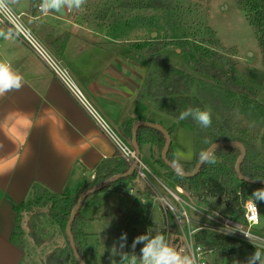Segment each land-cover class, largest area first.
<instances>
[{"label": "crops", "instance_id": "obj_1", "mask_svg": "<svg viewBox=\"0 0 264 264\" xmlns=\"http://www.w3.org/2000/svg\"><path fill=\"white\" fill-rule=\"evenodd\" d=\"M33 1L16 0L13 5L25 15L30 26L33 24V30L53 55L60 58L93 110L123 141L132 146L133 138L131 142L126 141L123 132L132 121L133 127L144 122L167 132L174 124V132L184 124L171 121L169 116L157 111L151 98L141 97L156 59L136 54L128 44L146 41L144 37L123 38L124 23L114 27L100 23L94 30L93 25L72 17L71 9L66 6L68 14L62 18L47 8L46 0H37L39 4L33 10ZM40 7L44 9L40 10ZM64 36H68V40L62 48L58 40ZM111 47L113 52L105 49ZM90 50L92 53L94 50L109 52V56H91ZM0 62L10 64L12 70L23 77L19 90L0 94V264H35L32 257L38 247L29 233H25L20 246L11 241L17 223L15 207L34 198L33 186L76 198L82 188L95 179L96 168L110 164L118 151L95 118L53 75L46 63L10 28L3 26H0ZM170 137L175 157L180 162H191L194 157L184 159L174 147L173 134ZM147 147L154 146H145L140 155ZM151 169L150 173L158 181L163 180L154 164ZM137 179L125 191L127 199L123 204L120 202L123 207L131 199L132 206H146L147 190L145 185L134 186ZM115 195L119 201H122L120 196L125 197L120 193L112 194ZM100 203L98 198L94 202L88 201L82 211L89 264L92 254L94 264H102L96 262L93 253L97 245L103 248L98 240L102 232L92 231L96 222L109 216L94 212ZM144 210L139 214L153 219L151 211L146 207ZM129 211L126 205L125 210L121 208L113 213L120 214L121 219L117 220L120 226Z\"/></svg>", "mask_w": 264, "mask_h": 264}, {"label": "trees", "instance_id": "obj_2", "mask_svg": "<svg viewBox=\"0 0 264 264\" xmlns=\"http://www.w3.org/2000/svg\"><path fill=\"white\" fill-rule=\"evenodd\" d=\"M13 2H16V0H13ZM235 3L239 10L244 13L254 34H256L260 53H262V67L264 70V0H235ZM38 4L37 0L33 1V10ZM174 4V0H141L135 4L130 1L120 3V0H110V2L101 0L94 10L100 12L101 22L106 23L109 16L110 18L116 17L114 9L140 8L167 11V9L175 8ZM86 9L87 7H82L79 10L71 8V15L78 18L81 15V10L85 13ZM170 17L173 19L171 15ZM176 20H173L175 22L173 25H177ZM208 32L214 39L213 44L224 51L226 46L216 39L214 31L208 29ZM173 35V37H167L163 40L156 39L130 42L128 44V47L136 54L153 60L159 58L168 49H172L177 55L199 54L206 61L201 63L192 62L190 64L192 67L191 72L182 71L171 65L163 66L164 68L159 72L150 71L142 88L141 97L151 98L157 111L172 117L178 122L189 125L194 130V147L196 151L193 160L189 163L180 162L174 155L171 143L167 156L168 161L181 166L184 168L185 173L189 174L196 169L197 163L201 160L200 153L202 151H208L210 146L218 143H238L246 148V156L240 164L242 177L245 180L264 182V102L262 103L259 100V91L242 78L237 70L238 62L234 58L219 57L218 52L210 50L204 43L193 42L189 37H175L176 33ZM67 40L68 36L61 37L58 44L64 48ZM232 52L233 57L238 56L236 49ZM225 58H227V64L223 63ZM188 107L210 110L212 113L211 126L201 128L191 118L179 120L180 111ZM133 125L134 122L132 121L123 130L128 142H131L133 138ZM174 129L175 124L168 130L169 135L174 133ZM165 143L166 139L161 131L143 126L137 129V144L141 152L147 145L154 146L161 152ZM212 155L215 157V163L205 162L198 174L190 178L175 173L172 168L166 166L162 158L155 160L153 163L163 169L164 174H162V177L166 178L170 184L185 189L192 197L204 204H207L210 198L216 199L217 204L225 206L227 210L229 209L232 212L234 220L244 221V207L247 201L256 199L253 193L259 189H264V186L239 180L235 167L241 157L239 148L233 146L219 148ZM96 170L95 179L86 184L76 198L56 195L47 189L33 186L34 201L32 204L48 209V217L56 227L62 229L66 238L64 245L59 246L57 250L45 257L44 264H79L74 254V247L84 264H89L84 246L87 236L84 229L79 227V221L82 207L92 196H89L82 203L77 218L72 225L74 247L71 246L66 233L72 212L83 194L114 179L117 175L129 173L131 165L123 159L118 151L110 164L99 165ZM135 178H137V173L134 171L131 177L117 180L98 193L113 189L117 193L123 194L121 192L128 191ZM259 195L261 193H257V196ZM258 201L257 199L256 204ZM132 207L127 214L123 229V233L127 234V240L124 247L119 249L120 252L128 254L129 260L121 262L122 257L120 254L113 256L110 245L107 247V254L114 264H126L131 261L133 255L138 258L142 256L143 243H137L135 248L132 247V243L137 236L144 235L136 230V225L142 222L143 217H141V214L136 213L137 207L135 204ZM25 208V204L15 207L17 223L11 241L16 246L21 244L23 233L19 228L18 220ZM171 222L174 225L173 217L168 215L167 223L169 227L172 226ZM173 228L176 232L180 231L177 226H173ZM30 229L36 247L40 248L44 241L37 233L39 228H37L36 223L32 224ZM170 229L172 230V227ZM163 235L166 238V233ZM194 240L206 252L212 251L220 261L231 256L242 255L248 251L254 253L256 250L252 244H247L231 236L228 237L208 229L197 231ZM261 251H264V249H261Z\"/></svg>", "mask_w": 264, "mask_h": 264}, {"label": "rangeland", "instance_id": "obj_3", "mask_svg": "<svg viewBox=\"0 0 264 264\" xmlns=\"http://www.w3.org/2000/svg\"><path fill=\"white\" fill-rule=\"evenodd\" d=\"M103 1L106 2V0ZM107 1L110 2V0ZM124 1H130L131 3L135 4L141 0H120V3H123ZM100 2L101 0H85V3L81 6V8L87 7L86 12L84 13L81 10L80 17H75V19L82 22L83 24H89V26L93 25V28H91L96 30L97 25L102 23L101 16L99 15L100 12L94 10ZM9 3L12 5L15 11L18 10L17 7L13 5L15 3L13 0H9ZM174 3L175 8L169 10L167 9V11H157L151 9L147 10L140 8L114 9L113 11L116 17L110 18L109 16V20L106 21V23L104 22V24H112L111 26H113L117 23H124L126 30L125 35L122 37L126 39L137 38L140 37L138 35H141L146 41L156 39L163 40L167 37H173V34L176 33L175 37H189L193 42H197L199 44L204 43L210 50L218 52L219 57L225 56L229 59L234 58V60L238 62V72L242 78L252 84V86H254L256 90L259 91V100L263 103L264 70L262 67V53H260L256 34H254V31L249 25L244 13L241 12L237 7L235 0H174ZM170 15L173 17V19L170 17ZM174 19H177V25H173L175 24L173 21ZM171 21L173 22L171 23ZM31 25L32 26H29L33 30L34 26L33 24ZM208 29L214 31L216 39L226 46L224 51L218 49L213 44L214 39H212L211 35H209ZM140 30H142V32H139ZM33 32L38 36L36 31L33 30ZM110 33L113 34L112 31H110ZM110 33L108 38L111 36ZM112 36L114 37L115 35ZM105 49L107 51L109 50L110 52H113V47H111V49ZM235 49L238 51L237 57H233L232 50ZM89 54H91V56H109V52H101L97 50H94L93 53L92 50H90ZM227 58L224 59V64H227ZM192 62L201 63L206 61L196 53H190L183 56L177 55L174 51H172V49H168V51L164 52L158 59L155 60L154 64L150 68V71L159 72L164 68L163 66L171 65L182 71L191 72L192 67L190 64ZM167 118H170L171 121L173 120V118L170 116ZM164 124L166 125V123ZM176 130L177 131L173 133L174 147L178 149L184 159L188 160L189 158L194 157L196 151L194 147V131H192L187 124H182ZM144 150L145 152L140 155V158L149 172H147V179L144 178L145 180L137 175L138 179L135 178L137 181L134 186L145 185L147 190L145 193L147 194L145 207L147 211H151L153 219H151V217L149 219L148 217L141 214V217H143L144 221L142 220L139 225H136V230L143 234L149 233L150 235H163L166 233L165 240L170 247L175 248L177 251H181L182 254H189V247L186 241L189 238L187 236L190 232L193 236H195L197 231L201 230L202 228H213L214 225H219V222L222 218H232V212L229 209L227 210L225 206L217 204L216 199L210 198L208 203L204 204L192 197L185 189L174 187L173 184H170L166 178L162 177V174H164L163 169L158 165H154L159 170L161 179H163L161 181L163 183L158 181L155 176L150 173L152 170L151 164H154L153 162L155 160L162 158L164 150L160 152L155 147H147ZM156 177L158 176L156 175ZM170 185L172 186L170 187ZM155 187L162 193L168 204L158 199L155 194ZM166 187L171 192L168 191ZM115 193L117 192L111 189L108 192L96 193L87 200V202H94L97 198L100 199L101 203L99 207H96L94 212L96 214L103 213L109 215L105 220H102V222H96V224L92 226V228L95 227L94 230L91 229L92 231H99L100 233L102 232V237H99L100 239L98 240L101 241L99 245H102L103 248L111 245L112 248L113 246H116L118 249H120V237L122 234H124L123 229L125 227V222L120 226L119 222L117 221L118 219H121L120 214L115 213L116 215H114L113 213L117 211V209L123 208L125 210L126 205L130 210L133 208L132 203L134 202L132 199L129 204H126L124 207L122 206L124 201L127 199L126 192H121L123 195H125L123 198L120 196L122 201H119L116 195L112 196V194ZM173 194H176L181 199L182 202L180 205L174 198L175 196ZM258 200L259 201L257 204L261 210L260 224L252 227L244 221H241V223L244 224V231L249 232L252 235L250 237L251 241L258 245H263L264 199ZM33 201L34 199L32 198L31 201L25 203L26 208L18 220V225L21 232L23 233L21 238V240H23L25 233H29L31 235V224L36 223L37 228H39L37 233L43 239L44 243L40 246V248L38 247L37 253L32 257V259L35 264H44L43 260L45 257L51 252L57 250L59 246L64 245L66 243V238L62 229L56 227L48 217V209L41 206H35L32 204ZM120 202H122V204H120ZM259 202H261V204H259ZM83 207L82 211L84 209ZM139 207L137 205L136 213L139 214L140 212H145L144 206L139 205ZM174 207L179 209L181 213L184 211L186 212L188 218L191 220L190 225L184 224V218V220L182 219V225L178 223L179 214H177L178 212H176L177 210H175ZM82 211L79 221V227L81 228H83L82 226L84 224ZM168 215L173 217L174 225H172L171 222L172 230L167 223ZM173 226H177L178 230L180 231L176 232ZM239 239L240 241L247 244H252L245 236H240ZM103 248H99L97 245L93 251V253L96 255V262L98 261L102 264H114L107 254V248ZM261 248L264 249V246ZM251 254L252 253L248 251L242 255L231 256L226 260L220 261L212 252H210L205 256V259L208 264H233V259L235 258L239 260L241 264H244L247 257ZM92 257L93 254L91 256L90 263L94 264L95 261L92 259ZM126 264H130V262ZM136 264H141L140 258L136 259Z\"/></svg>", "mask_w": 264, "mask_h": 264}, {"label": "built area", "instance_id": "obj_4", "mask_svg": "<svg viewBox=\"0 0 264 264\" xmlns=\"http://www.w3.org/2000/svg\"><path fill=\"white\" fill-rule=\"evenodd\" d=\"M43 9H44L43 7H40V10H43ZM0 26L10 28L20 39H22L32 49V51L35 54L38 55L39 58H41L46 63V65L48 66L50 71L53 73V75L57 77L64 84L67 90L73 96H75L81 102V104L87 109V111L95 118V120L98 122L102 130L106 132L110 140L115 144L117 151H119L123 159L128 164H130L131 167H134L135 172L137 173L139 177H141L142 179L144 178L147 179L146 174L149 171L148 169H146V166L141 161V158L140 157L138 158L137 151L133 148V146L128 145L126 142H124L115 132H112L110 128L108 127V125L106 124V122L104 121V119L99 115V113L93 110V108L88 103L86 97L82 94V92L76 85L72 76H70L68 70L63 66L61 60L52 54V52L46 47L44 42L41 39H39L36 33H34L33 30L30 28L28 22L25 20V15L15 11V9L9 3V0H7V5L5 9H3V14H0ZM125 148L131 150L130 154L127 157L124 155V151H123ZM155 189H156L155 194L158 197V199L167 203L162 193L156 187ZM166 189L168 190L167 187ZM173 195L175 196L174 198L177 200V202L180 205L182 201L179 198V196H177L176 194H173ZM248 202L249 201H247V203ZM246 205L244 207L245 209L244 222L248 223L252 227L259 225L260 224L259 222L261 220V210L258 204H257L258 219L256 220L252 219L253 215H256V212L253 209L248 208ZM174 209L177 210L176 212H178L177 214H179L178 223L182 225L183 224L182 219L184 218L185 219L184 224L190 225L191 220L188 218L186 212L182 211L183 213H181L179 209L175 207ZM243 226L244 224H242L238 220H234L233 218L229 217L228 219L222 218L221 221L219 222V225H214L213 228H210V229L206 228V229L213 230L222 235H225L228 237L231 236L233 238L240 240L239 239L240 236H245L240 232V231H244ZM202 229H205V228H202ZM225 230H230V231H235V232L226 234L224 232ZM247 233L249 237L252 236L249 232ZM189 234L187 236L189 238L186 241L189 247V254L194 256V258L196 259V264H208V262L205 259V256L212 251L206 252L202 246H199L195 243L194 236L192 235V233L190 234V236Z\"/></svg>", "mask_w": 264, "mask_h": 264}, {"label": "clouds", "instance_id": "obj_5", "mask_svg": "<svg viewBox=\"0 0 264 264\" xmlns=\"http://www.w3.org/2000/svg\"><path fill=\"white\" fill-rule=\"evenodd\" d=\"M85 3V0H59V5L66 6L67 8L79 9ZM7 5V0H0V14H3V9ZM23 77L14 72L11 65L8 63L0 62V94H4L13 89L19 90L22 86ZM191 118L201 128H208L212 124V113L208 109H200L188 107L179 113V120H186ZM124 155L127 157L130 154V149L125 148ZM201 162L215 163V157L207 150L200 153ZM257 193L261 195L257 196ZM256 199H253L247 203V207L253 209L256 215H253L252 219H258V208L256 204L257 199H264V189H259L253 193ZM239 231V230H238ZM226 234L233 233L235 231L225 230ZM245 235L250 242L255 246L254 253L249 255L244 264H264V251H261V247L264 245H258L253 243L247 232L240 231ZM127 240V234L124 233L120 237V249H122ZM137 243H143L141 249L142 256L140 258L141 264H196V259L191 254H182L181 251H177L175 248L170 247L165 238L161 234L150 235L149 233L137 236L132 243V247L135 248ZM113 256L120 254L121 262L129 260L127 253L120 252V250L113 246L111 249ZM130 264H136V256L131 257ZM233 264H241L237 259H233Z\"/></svg>", "mask_w": 264, "mask_h": 264}, {"label": "water", "instance_id": "obj_6", "mask_svg": "<svg viewBox=\"0 0 264 264\" xmlns=\"http://www.w3.org/2000/svg\"><path fill=\"white\" fill-rule=\"evenodd\" d=\"M47 2V8L51 11H56L57 14L62 17V18H65L68 14V10L65 8V6H62V5H56L53 3V0H46ZM148 127V128H154V129H157L158 131H161L164 136H165V139H166V143H165V146H164V151H163V154H162V160L163 162L166 164L167 167L169 168H172V170L179 174V175H183L187 178H190V177H194L198 174L199 170L201 169V166L205 163V162H201V160L197 163L196 165V169L194 170V172L192 173H189V174H186L185 173V170L184 168H182L181 166L179 165H174L172 164L171 162L168 161V152L170 150V145H171V137L169 135V133L167 131H165L164 129H162L161 127L157 126V125H154V124H148V123H144V122H140L138 124H136L132 131H133V143H132V146L133 148L137 151L138 153V158L140 157V150H139V147H138V144H137V129L139 127ZM227 146H233V147H237L241 150V157L239 159V161L237 162L236 164V172H237V175H238V178L239 180L241 181H248L254 185H259V186H264V182H257V181H250V180H245L243 177H242V173H241V170H240V164L241 162L244 160L245 156H246V148L243 147L241 144H238V143H233V142H226V143H218V144H214L212 146L209 147L208 151L212 153L219 149V148H226ZM135 169L134 167L131 168L130 172L125 174V175H117L116 177H114V179L112 180H109L107 182H105L103 185L99 186V187H96V189L94 190H91L85 194H83L78 202H77V205L75 207V209L73 210L72 212V215H71V218H70V221L67 225V236L69 237V240H70V244L71 246H73V235H72V225L75 221V219L77 218V214L79 213V210H80V206L82 205V203L89 197V196H92L100 191H102L104 188L114 184V182H116L117 180H120V179H123V178H128V177H131L134 173ZM74 247V246H73ZM74 254H75V257H76V260L79 264H84L82 258L80 257V255L77 253L75 247H74Z\"/></svg>", "mask_w": 264, "mask_h": 264}, {"label": "snow or ice", "instance_id": "obj_7", "mask_svg": "<svg viewBox=\"0 0 264 264\" xmlns=\"http://www.w3.org/2000/svg\"><path fill=\"white\" fill-rule=\"evenodd\" d=\"M53 3L59 5V0H53Z\"/></svg>", "mask_w": 264, "mask_h": 264}]
</instances>
